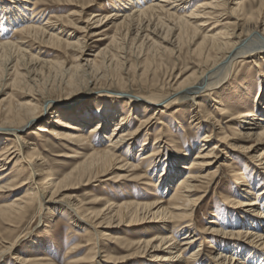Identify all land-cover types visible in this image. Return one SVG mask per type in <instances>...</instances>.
<instances>
[{
    "label": "bare ground",
    "instance_id": "1",
    "mask_svg": "<svg viewBox=\"0 0 264 264\" xmlns=\"http://www.w3.org/2000/svg\"><path fill=\"white\" fill-rule=\"evenodd\" d=\"M14 1L0 5V95L10 80V86L26 90L30 100H0V193L7 196L25 187L11 202L0 205V224L6 226V234L0 230V260L18 244L21 235L11 237L18 221L31 215L32 220L42 221L43 236L28 251H16L12 264H60L58 255L50 251L51 225L42 216L45 210L51 216V208L56 207L100 238L94 243L72 242L61 264H75L72 255L91 244L92 251L84 256L86 264H122L145 257L150 264H264V0H236L231 6H226L229 0H201L192 8L196 0H116L109 12H90L87 19L95 26L89 30L90 21L75 27L73 16L85 14L96 0L82 3L80 11L65 19L49 14L41 0ZM26 9L31 11L29 17ZM225 19L233 21L221 24ZM10 27L13 33L8 35ZM85 32L102 35L98 40L107 43L88 54ZM23 37L69 49L74 62L67 67L69 61L44 60V53L33 54ZM133 47L142 53V61L129 58ZM184 47L195 60L193 71L180 81L181 77H167L169 94H132L118 77L119 70L129 74L139 64L144 73L157 57L179 60ZM253 57L262 60L247 61L246 67L254 72L236 78L238 64ZM108 79L109 86L94 93L96 82ZM40 84L67 88L68 93L81 90L94 100L108 102L98 103L103 111L97 114L70 112L71 106H62L50 119H43L39 103H54L51 95L36 98L37 93L42 95ZM119 84L117 90L110 88ZM132 103L140 104L139 113L132 111ZM172 105L180 107L170 127L184 132L188 115L193 133L206 130L197 148L192 141H168L157 134L165 126L161 108ZM133 119L137 121L134 128ZM36 120V128L24 136ZM153 130V142H147ZM140 133L144 141L136 150ZM36 138H49L59 147L54 161L61 164L63 158H70V171L56 176L47 170ZM26 148L30 150L25 152ZM139 150L142 153L137 154ZM237 152L244 153L241 169L231 165ZM222 158L230 166L228 190L234 189L225 201L237 210L227 211L223 222L214 219L212 212L208 225L198 228L196 209L206 189L218 181ZM112 170L120 172L106 180L127 182L129 188L142 186L143 192H128L137 199L116 201L97 195L94 189L87 191L84 201L64 194L78 185L100 182ZM72 183L75 187L69 186ZM146 222L155 223L151 237H119L116 228ZM198 232L204 241L208 239L206 247L199 242ZM213 236L220 238L216 244H212ZM117 242L121 246L115 251L124 252L120 256L112 254L111 244Z\"/></svg>",
    "mask_w": 264,
    "mask_h": 264
},
{
    "label": "rangeland",
    "instance_id": "2",
    "mask_svg": "<svg viewBox=\"0 0 264 264\" xmlns=\"http://www.w3.org/2000/svg\"><path fill=\"white\" fill-rule=\"evenodd\" d=\"M7 2L9 5L13 2H15L14 0H0V5L2 4V2ZM88 0H41V5L46 8L49 12V14L52 13V15H56V16H63L64 19L66 17H68L67 15H69V13H76L78 11H80L82 3L87 2ZM111 1V2H110ZM201 0H196L194 4H192V7L195 6L196 3H198ZM236 0H229L226 6H231L233 5V3ZM10 2V3H9ZM92 2V1H91ZM117 3L116 0H96L93 2L94 6H92V8H90L89 10L86 11L85 14L82 15H78V16H73V20L74 22L77 24V26L75 25V27H80V26H85L87 24L88 20L87 18L89 17V15L91 14L90 12H95L97 10H102L104 13L105 12H109L111 10L112 4ZM78 4V5H77ZM81 5V6H80ZM28 7H31V4L27 5ZM224 6L223 8L225 9ZM1 7V6H0ZM26 12L28 14V17L31 15V11L26 9ZM72 17V16H71ZM69 17V18H71ZM78 17V18H77ZM262 20L264 21V15L261 16ZM76 19V20H75ZM86 21V22H83ZM232 19H225L221 22L225 23V22H232ZM91 23H89L88 25V30L89 29H93V27L95 26V24L93 23V21H90ZM92 24V25H91ZM233 26V24H232ZM92 27V28H91ZM222 27L218 26V28L220 29ZM67 32H71L74 29H70V28H66ZM8 35L13 33L12 27H10L9 29H6ZM86 33V32H85ZM79 34V33H78ZM81 34V33H80ZM88 36L90 33H86ZM87 36V41H88V50L86 51L88 54H94V50H97V48H101L103 47L107 41L102 40L99 41L98 39H100L102 37V35L99 36ZM9 38V37H8ZM25 38V37H23ZM24 40L29 41V45L32 48L31 52L33 54H35V52L37 51H41L42 53V58H44V60H48V61H56V60H65V61H69L67 67H69L70 64H72V62H74L73 60V56H72V52L69 49L63 48L62 46H50L47 47L48 45L44 44L41 41H33L29 38H25ZM27 43V44H28ZM34 49V50H33ZM51 49V50H50ZM187 52V48H183L182 52H181V57L179 58V60H176L171 57L170 55H166L164 57H162V59L158 58L156 59V62L152 65L151 68H149L147 71H145L143 73V64H139L140 66H137L135 71H131L129 72V74H126L124 71L121 72V70H119V74L118 77H122L120 79H122V81L124 82V87L130 89L129 91H131L132 94H138V95H146L148 94V92H156L159 91L162 94H169L171 91V88L168 87L167 85V80L174 76L176 77H181L179 78L178 81H180L182 78H184L186 75L190 74L193 71V63H194V58L193 57H189L186 55ZM49 53V54H48ZM86 53V54H87ZM92 54V55H93ZM127 53H125L124 55H126ZM130 56L129 58L131 59V61H142L143 57H140L142 55L138 54L137 49H135L133 47L132 49V53H129ZM138 54V58L136 57ZM183 55V56H182ZM44 56V57H43ZM88 57H93V56H89ZM264 59V55L262 56ZM254 60L256 62H261V59H258V57H253V58H247L245 59L242 63L238 64V68L237 71H235L234 74H236V78L241 76L242 74L240 73H244L246 71H248L249 73L254 72V68L250 67L247 68L249 65L247 63V61H251ZM251 63V62H250ZM247 66V67H246ZM140 67V69H139ZM142 73V74H141ZM171 75V76H170ZM117 77V78H118ZM168 77V79H167ZM118 78V79H119ZM240 79V78H238ZM235 79V80H238ZM135 80V81H134ZM173 82L175 81L172 80ZM99 82V83H98ZM165 85H164V83ZM8 83V87L6 89H4L2 95H0V100L4 99L6 102L10 101L11 103H24V102H28L30 100L29 96H26L24 93L26 92V90H24L23 88H12L10 86V80L7 81ZM102 83V84H101ZM111 81L108 79L105 83V81H97L94 93H98V90H101L102 88H106L107 86H109L108 84H110ZM126 83L128 85H126ZM162 85H164L162 87ZM47 86V87H46ZM45 87H43V84H40V88H38L39 91L42 92V95H38L36 98H40V96H46V95H51L52 100H53V106H48L44 103H39L38 106L41 105L40 107V114L39 117L43 118V119H47L52 116V113H54V111L56 109H64L61 108L62 106H71L69 108L70 112H74L75 110L78 111H82L83 113L87 112V114H89V112H91L92 114H97L98 110L103 111L102 107L100 105H98V103L104 101L106 102L107 100L105 98H100V99H96L94 100L96 97H94V99L88 97V95H86L85 92H76V93H68L67 88L64 89H57V88H53L52 86H50L49 84H47ZM110 86V88L112 90H117V88H119L121 85L119 84V86ZM65 87V86H64ZM162 87V88H161ZM63 88V86H62ZM116 88V89H115ZM47 89V90H44ZM63 91V92H62ZM62 92V93H59ZM99 94V93H98ZM35 96V95H34ZM120 99V98H119ZM108 102V101H107ZM118 103L120 102V100L117 101ZM73 107V108H72ZM131 107H133V110L135 113H139V107L140 104L137 103H132ZM180 105H176V106H167L166 108H161L163 110L162 112V121L164 122L165 126H162L164 128V132L163 133H159L161 131H159L157 134L160 135L161 139H166L168 141H171L173 138L178 139L179 142H184L186 141V143H188L189 141L194 142V149L197 148L200 144H201V139L204 136V133L206 130H202L196 133H193L191 129H189V126L187 125V121L189 119V116L187 115V117L185 118L186 121L183 122V125H185V131L183 132L181 130V128H172L171 126V122H173V114L175 113L174 111L179 108ZM46 109V110H45ZM118 109L122 110V107H118ZM135 109V110H134ZM45 110V111H44ZM99 111V112H100ZM125 112V109L123 110ZM101 113V112H100ZM125 114V113H124ZM134 120V119H133ZM39 121L36 120L35 122H33L24 132V136L28 135V133L36 128V125ZM137 125V121H133V126L132 128H134ZM178 131V133H176ZM190 131V132H189ZM193 133V134H192ZM174 135V136H173ZM30 137H32L30 135ZM153 138H154V130L151 131V134L148 136V140L147 142H153ZM36 142H38V147L40 148V152H42V155L45 157V159L47 160V170L50 169L51 172H53L56 176H60L63 173L69 172L71 169V163L73 161H71L70 158H63V163L58 164L56 163V161H54L55 158V153L58 152V150L60 149L57 146H53L51 143V140L49 138H36ZM144 141V133H140V135L137 138V141L135 143V149H139L140 147H142V142ZM188 141V142H187ZM12 142L11 140L8 141ZM151 144V143H150ZM42 147H44L46 150L43 151ZM2 145H0V151L2 149L1 147ZM30 149L26 148V151H29ZM142 150H139V153ZM135 153V151H134ZM244 153L243 152H237L234 153L232 161L233 164L231 165H237L239 166L237 169H241L243 168V158ZM222 161V163H220V165L222 166L221 169V173L220 176L218 178V181L216 182V184H213L212 186L208 187L206 189L204 198L200 201L199 206L196 209L195 212V219L197 222V226L198 228H202L204 226H207L208 223H206L207 220L211 219V213L214 212L216 214V217H213L214 219H218L220 220L222 218V221H226L227 219L226 216L224 215L227 211H234L237 210V208H233L232 205H227V202L225 201L226 196L228 195V193L230 195H232V191L231 192L228 190L230 188V186L228 184V180L230 177L227 176V171L229 169L230 166H225V163L223 162V158L220 160ZM230 163V162H229ZM117 172H120L119 170H116ZM112 172V173H111ZM115 171H110L109 174H105L104 176L100 177V182H93L90 185H78L76 188H73L71 190H68L67 192L65 191L64 194H68V196H76L78 199L80 200H85L86 199V194L87 191L90 189H94V192L97 195H101L102 197H108L110 199H114L116 201H121V200H133V199H137L138 196H134L132 197V195L128 194V192L132 193V192H143V188H141L142 186L140 185V187L138 186L137 188H129V184L126 182V185H124L123 183H121L122 181H114L113 179L111 180H106L108 177H112L115 174H118ZM122 172H124L122 170ZM173 185V183H172ZM69 186L71 187H75V185L72 183ZM229 187V188H228ZM25 189V187H21V188H17L16 190H13L9 193H6L7 196H3L5 193H0V205H4L6 203L11 202V200L13 199V197L17 194H20L23 190ZM126 193V194H124ZM103 194V195H102ZM132 197V198H130ZM116 198V199H115ZM121 198V199H120ZM124 198V199H123ZM129 198V199H128ZM120 199V200H118ZM105 200L101 201L104 202ZM226 203V204H225ZM53 206V205H52ZM103 206V203L96 206V208H101ZM53 210V214L51 216H47V210H45L42 214V216L44 217L43 219L45 221H48L46 223H49L51 225V232H52V237L50 239V243L51 244V250L53 252V255H58L59 259V263H64V260L66 258V248L69 244H71L72 242H90V243H94L96 241V239L98 238L100 240V238L94 234V231L92 228L87 227V225H85L83 222H79V221H73L74 219L70 217V215H68V213L66 211H63L64 209H62L61 211L56 209V207L51 208ZM32 216L30 215L29 217H26L25 219L22 218L18 221V223L16 224V229L15 232L11 233V237H17L20 236L21 237L18 239V244L16 246V248H14V250H12V252L10 254H8L4 259L0 260V264H12L13 260L11 259V256H13V254L16 251H28L33 244L36 242V239H39L40 237L43 236V232H42V221L40 222L36 217L35 219H31ZM232 218L234 219L235 217L232 216ZM155 223H142V224H132L130 226H121L120 228H116L118 230V234L119 237L121 238H126L128 240H136L139 237H146L149 238L152 235L155 234L156 232V227L154 226ZM157 225V224H156ZM6 226L3 224H0V230L1 231H5ZM5 233V232H4ZM6 234V233H5ZM183 235V231L180 232L178 234V237H181ZM203 233L198 232L197 237L199 239V242L202 241V244H204L203 246L206 247L207 246V241L208 239H206L204 241L203 239ZM207 236V235H205ZM213 238V239H212ZM211 239L212 241H214L212 244H216V240L219 241L220 238L218 236H213ZM121 246V244L117 243H112L111 244V249H112V254L114 256H120L121 254H123L124 252L121 251H115L116 248L118 249ZM93 248V244L87 246L86 248H84L82 251L77 252L75 254L72 255V258L76 259L77 262H75V264H86L84 261V256L87 255L89 252L92 251ZM195 248V247H194ZM122 264H150V261L147 257L145 258H135V259H131L128 260L126 262H123Z\"/></svg>",
    "mask_w": 264,
    "mask_h": 264
}]
</instances>
